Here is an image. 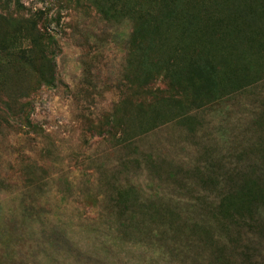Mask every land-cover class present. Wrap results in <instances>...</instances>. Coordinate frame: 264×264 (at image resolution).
<instances>
[{
    "label": "rangeland",
    "instance_id": "1",
    "mask_svg": "<svg viewBox=\"0 0 264 264\" xmlns=\"http://www.w3.org/2000/svg\"><path fill=\"white\" fill-rule=\"evenodd\" d=\"M0 264H264V0H0Z\"/></svg>",
    "mask_w": 264,
    "mask_h": 264
},
{
    "label": "trees",
    "instance_id": "2",
    "mask_svg": "<svg viewBox=\"0 0 264 264\" xmlns=\"http://www.w3.org/2000/svg\"><path fill=\"white\" fill-rule=\"evenodd\" d=\"M31 48H32L33 50H34V49H36L34 46H33V47H31ZM32 49H31V50H32Z\"/></svg>",
    "mask_w": 264,
    "mask_h": 264
}]
</instances>
